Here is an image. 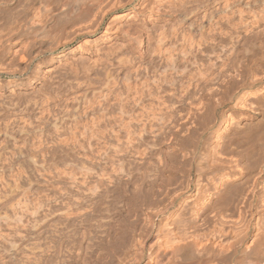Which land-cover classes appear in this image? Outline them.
<instances>
[{
  "label": "bare ground",
  "instance_id": "bare-ground-1",
  "mask_svg": "<svg viewBox=\"0 0 264 264\" xmlns=\"http://www.w3.org/2000/svg\"><path fill=\"white\" fill-rule=\"evenodd\" d=\"M68 73L102 88L49 135L65 172L18 175L10 229L87 237L60 264H264V0H0V113L51 112Z\"/></svg>",
  "mask_w": 264,
  "mask_h": 264
},
{
  "label": "rangeland",
  "instance_id": "rangeland-1",
  "mask_svg": "<svg viewBox=\"0 0 264 264\" xmlns=\"http://www.w3.org/2000/svg\"><path fill=\"white\" fill-rule=\"evenodd\" d=\"M37 62L38 61H36V60L34 62H32L29 65L28 69L26 71H24V72H20V73L18 72V73H16L15 76L14 75H12V76L9 75L10 79L18 78V77H21V76L24 77L25 75L32 74L33 70L36 68ZM73 75H74L73 73H71V74L68 73L65 76L63 75V79L59 78V79H62L64 82H67V85H69L68 78L70 76H72L71 78H69V80L73 79V80L70 81V86L69 87L71 89L69 87H66L67 86L66 83H64V82L61 83L62 80H57L56 79L57 81H54L55 83L53 82V85H51V88H49L50 90L48 89V91L50 93L48 92V95H45V94L42 95V98H47L48 97L47 99H49V100H50V98L53 99V97H55L54 99H56V100H52V99L50 100L51 101L50 109H52V108L54 110L56 109L55 110V112H56L55 114H54V110L53 109L51 110V112L53 114L50 112V110L44 111L45 112L44 114L39 112L40 114L37 113V115L30 112V111H33L32 109L27 112L28 109H25L24 107L26 106V108H27V106H28L27 104H28L29 101H27V100H29V96L23 98L24 100H26L25 101V102H27L26 104H25V102L20 100L22 102L21 104L23 106L21 104H20L21 106L19 105L20 102L16 103L15 101H13L17 105L22 107V108H20V107H18L16 105L18 108H20L19 109L20 111L18 109H13L11 112H7L9 116L7 115V113H4L3 111L0 113V117H1V115H2V117H4V116L6 117L7 116V118H5V117L4 118H0V124H2L1 122L4 123L5 120H6L7 123L6 122L5 123L8 124L7 128L9 127V130L7 129V132H8L7 134L8 135L4 134V136H3V133L5 131H3L0 128V140H2V141L4 140L2 142V145H1V142H0V170L2 169V171L0 172L1 173L0 176L4 175V176L0 177V188H2V189H0V214H2V215H0V218H1V216H3L4 213H8L7 211H9V213H12V214H15L16 211H18L16 213V215L17 216L19 214L21 215V210L20 209H21V206L22 207L24 206L22 203H24V202L27 203L29 199H31L33 197L36 198V196L38 195V193H37L38 190L36 189L37 190L36 191L35 187L34 188L30 187L31 186L30 184H23L22 180H23L24 177L21 179V181L18 180L19 179L18 177L21 174H22L21 176H25V178H27L29 180L31 179L32 183H33V186H34L38 182V180H54L53 177L55 176L54 173H56V171H61L63 173V172H65L64 169H66L67 166H69L67 164V162H65L64 160L62 161L61 158L56 159L57 157H54V155H53L54 150L49 149L52 146V144H53L52 143L53 140L50 137L53 136V135H57L58 134V132H55L56 130H54L55 129L54 125L55 124H57L58 126L62 125V122L66 121V120L68 121V123H70V122L72 123L73 122L71 120H74L73 117L76 114H75V112L74 113H72V112H73V110H76L75 108L77 106L76 105H74V106L72 105V103H71L72 100L76 101V98L78 100H81L82 99V95L84 96L85 89H86V92H88L87 90H89V91L92 90L91 88H93V89L95 88L97 90H99V89L101 90V88H102L101 84H103V82L101 80H103V75L104 74H102V75L101 74H98V75L93 74L94 76L90 75L89 79H84L85 81L88 80L86 82H90V83H86L85 82V84H87V85L84 84L81 88H77V89H76V87H78L77 85L76 86L74 84H73L74 86L71 85L74 80L77 81V79H78L77 75H75V76H73ZM91 76H93V77H91ZM81 77L85 78V76L83 77V75L80 74L79 75V78H80L79 81H81V80L84 81ZM95 78H97L99 80H97ZM100 81L102 83H100ZM56 84L57 85L60 84V86L62 84V87H60L59 85L57 86ZM84 86H85V89H84ZM56 88L59 89V90L57 89L58 93L63 91L64 94L62 93V95H61V94L55 93L56 91L54 89H56ZM81 90H83L84 92L81 91ZM72 93H73V95H71ZM74 93H75V95H74ZM76 93H77V95H76ZM28 94L31 95V93H28ZM79 94H82V95H79ZM33 95L34 94L32 93L31 96H33ZM31 96H30V100H31V98H33ZM76 96H78L79 98L76 97ZM59 97H63V98H59ZM73 97L74 98L76 97V98L74 99ZM68 98H69V102H68ZM63 99H64V101H63ZM50 101H49V103H50ZM53 101L56 102V103H54ZM66 102L69 103L67 105H72V106H67ZM61 107H62V109H61ZM23 108H24V110H22ZM35 111H38V110H35ZM66 111H67L69 116L67 115ZM47 112H49V113H47ZM9 113H11V114H9ZM47 114L49 116H47ZM72 114H74V115H72ZM44 115L47 118V120H46L45 117H43ZM55 119H56V121H55ZM44 120H46V121L44 122ZM40 121H41V123H40ZM82 122L83 123L85 122V118L82 119ZM22 123H24V124H22ZM23 126H25V127H23ZM49 135H51V136H49ZM59 136H60V138L57 137L58 140L61 139V135H59ZM63 136H62V140H64V139L67 140L68 139V137L66 139ZM77 137H79V138L77 139ZM72 138H73V140H72ZM75 138L76 139L74 140V137H71V139L68 142L69 143L71 142V144L74 143V141L77 142V141H79L80 136L78 135ZM4 144H7V145H4ZM48 145L50 147H47ZM3 146H5V147H3ZM80 149L81 148H80V145H79L77 150H79L78 154H80V156H81V154L83 155L84 152L82 150H80ZM1 151H2V153H1ZM79 152H82V153H79ZM1 155H3V156H1ZM29 158H30V160H29ZM26 175H27V177H26ZM33 193H34L35 196L33 195ZM28 196L30 198H28ZM12 210H15V211H12ZM33 216H35V215H33ZM23 218H25V217L20 218L22 220H19L16 223V224H18L19 222H21V223H19V225L21 224L20 226L17 225V226H19V228L15 227L14 229H12V228L10 229L7 226V224L4 222V220L0 219V235H2V236H0V264H33V262L35 263L36 261L38 262L37 264H43L44 262H46V260H47V262H46L47 264H50V262H49L50 260H52L51 264H60L58 261H62L63 262V257H65V254H67L66 252H67L69 247L73 251H75L76 249H78L76 247H77V245L80 242H82L83 245L80 246V244H81L80 243L78 245L79 249L83 248V246H86V243H87L86 241H88L86 239L87 237L82 239V238H80L78 236L79 238L77 237V239L76 238L73 239L72 236H68L70 242H71V240L75 241V239H76L77 242H79V243H75L76 242L75 241L74 243L72 242L70 244L69 241H68L69 243L66 241L65 237L63 239L64 241L61 240L63 237L59 233H55V232H53V230L51 231V229L49 228L48 225H47L48 227L47 226L43 227L44 224H45L43 222H38L40 224H37L38 226L36 225V228L38 227L37 229H35V227L31 228V226H30V227H28L26 229L27 231L26 230L23 231L21 229L22 228L25 229V228L24 227L21 228V226L24 223H26V222H23V221L26 220V218L25 219H23ZM41 225H43V226H41ZM41 227H42V229H40ZM30 228L32 230H30ZM16 231H18L20 234L17 235ZM13 232H14V234H13ZM40 232H42V233H40ZM4 234H5L4 237L9 239L10 241H8L6 238L4 239V237H3ZM7 235H8V237H7ZM68 237H67V239H68ZM80 239H81V241H80ZM13 240L15 241L14 243H12ZM57 240L60 242V244H58ZM4 241L7 244L4 243ZM64 242L68 243V247H67V244L64 243ZM1 245H3L4 248ZM60 247H61V249H60ZM85 248L87 249V247H84L83 250ZM45 251H47V252H45ZM41 252L44 255V257H45V254H47V253L49 254V256H47L48 255L47 254L45 258L43 257L45 261L43 260L42 262H41L42 254L40 256ZM79 252L81 253V251H79ZM118 252H120V251L118 250ZM158 254H159V256L157 255L158 258H156V259H159L158 262L164 263V264H167L166 263L167 261L170 262V260H169L167 255H165V257H163L162 256V255H164L163 253L159 252ZM37 255H38V258H40V257L41 258L38 259ZM34 257H36V258H34ZM48 258H50V260ZM39 260H40V262H39ZM46 263H44V264H46Z\"/></svg>",
  "mask_w": 264,
  "mask_h": 264
}]
</instances>
